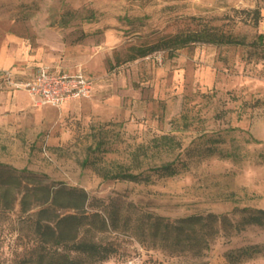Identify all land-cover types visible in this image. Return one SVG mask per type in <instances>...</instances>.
Instances as JSON below:
<instances>
[{
    "label": "rangeland",
    "instance_id": "rangeland-1",
    "mask_svg": "<svg viewBox=\"0 0 264 264\" xmlns=\"http://www.w3.org/2000/svg\"><path fill=\"white\" fill-rule=\"evenodd\" d=\"M205 24L248 43L197 42L128 59L132 46ZM0 31L16 66L53 62L96 77L94 94L68 105L30 98L0 108V164L14 177L23 168L36 175L28 179L34 189L27 190L26 177L0 184V264H37L44 185L85 189L87 210L106 218L105 230L80 236L113 252L85 264H201L192 253L150 246V212L236 217V206L264 208V43H251L264 34V0H0ZM164 134L180 147L167 146ZM209 147L228 154L207 155ZM176 158L180 172L152 173V182L102 175L113 162L146 175L150 164ZM256 243L264 244V225L221 236L206 264H264V251L239 263L227 258L229 249Z\"/></svg>",
    "mask_w": 264,
    "mask_h": 264
},
{
    "label": "trees",
    "instance_id": "trees-1",
    "mask_svg": "<svg viewBox=\"0 0 264 264\" xmlns=\"http://www.w3.org/2000/svg\"><path fill=\"white\" fill-rule=\"evenodd\" d=\"M251 12L256 16L255 20L258 23L260 9L256 8ZM197 42L236 45L248 43L245 37H237L220 31L216 26L205 24L195 30L160 37L147 45L132 46L128 59L134 60L159 50H168L170 54H174L177 49ZM251 43L256 45L264 43V34H259L257 40ZM159 138L173 150L181 145L174 135L164 134ZM97 147L101 148V144L99 143ZM217 153L222 156L228 154L220 151L218 147H209L206 154ZM87 162L88 158L84 160V164ZM182 165L186 166L187 163L183 162ZM149 169L150 174L145 175L143 171L135 172L128 166L113 162L103 167L102 175L105 179L152 182V173L158 177H171L181 170L177 164V158L161 164H150ZM11 172L4 164H0V184L10 185L14 182L13 178H17L21 183L22 178L26 177L27 190L36 187L28 180L36 176L35 172L23 168L19 170L20 175L16 177ZM42 189L45 192V198L40 203L43 206L35 222V232L41 244L36 263L85 264L87 259L98 261L108 258L113 252L112 247L93 237L80 236L83 229L96 228L101 231L107 226L106 218L102 217L99 211L87 210L86 205L89 199L87 191L81 187L65 184L54 188L44 185ZM63 209L65 211H61ZM234 212L237 214L236 217L211 211L197 212L174 219L150 212L148 233L150 246L161 247L171 253H192L201 260V264H206V257L219 237L236 235L250 225H264V208L236 206ZM98 216L100 222L96 223L95 219ZM110 220V224L115 227L117 216L112 214ZM263 251L264 244L256 243L229 249L226 255L230 262L239 263Z\"/></svg>",
    "mask_w": 264,
    "mask_h": 264
},
{
    "label": "built area",
    "instance_id": "built-area-1",
    "mask_svg": "<svg viewBox=\"0 0 264 264\" xmlns=\"http://www.w3.org/2000/svg\"><path fill=\"white\" fill-rule=\"evenodd\" d=\"M0 85L25 90L37 105L61 107L74 99L91 97L94 81L82 67L70 71L42 64L28 77L17 76L11 70H2Z\"/></svg>",
    "mask_w": 264,
    "mask_h": 264
},
{
    "label": "crops",
    "instance_id": "crops-1",
    "mask_svg": "<svg viewBox=\"0 0 264 264\" xmlns=\"http://www.w3.org/2000/svg\"><path fill=\"white\" fill-rule=\"evenodd\" d=\"M1 32V31H0ZM9 40H17L14 39L12 35L8 36ZM16 53L12 51V48L9 46V43H5L2 39L1 33H0V71L2 70H11L15 75L20 76V77H28L34 74L36 68L42 64H48L50 66L56 67L58 69H63V70H70L73 71L76 68H70L65 65H61L59 63H53V62H45V61H40L36 63L31 69H24L22 67L16 66ZM85 74L88 77L93 78L94 81V87H93V93L94 94L96 90V77L92 75L89 71L86 69H83ZM29 94L23 90V89H5L0 91V101H3V103L0 102V108H5L6 104H8V107H14L17 108L18 106H21V104L27 102L30 100ZM82 99L86 98H77L74 99L71 102H76L80 101ZM68 105V104H66ZM40 106H52V105H40Z\"/></svg>",
    "mask_w": 264,
    "mask_h": 264
}]
</instances>
